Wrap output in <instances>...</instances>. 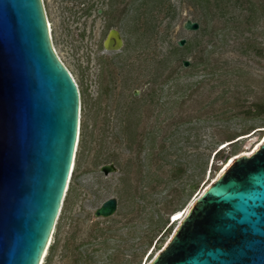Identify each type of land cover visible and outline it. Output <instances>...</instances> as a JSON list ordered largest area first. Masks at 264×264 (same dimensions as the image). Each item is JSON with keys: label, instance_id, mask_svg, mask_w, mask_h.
Segmentation results:
<instances>
[{"label": "rangeland", "instance_id": "1", "mask_svg": "<svg viewBox=\"0 0 264 264\" xmlns=\"http://www.w3.org/2000/svg\"><path fill=\"white\" fill-rule=\"evenodd\" d=\"M202 15L195 0H127L124 61H116L111 74L98 73L93 60L88 61L86 39L80 47L78 40L56 29L54 47L82 94L84 126L75 152L78 167L66 195L59 243L50 264H73L67 241H107L95 244L98 250L78 264L147 263L173 231L172 213L186 207L216 178L225 155L233 149L220 140L222 131L261 125L240 137L236 153L249 150L264 137V119H220L223 112L236 108L238 99L246 104L264 98V21L258 37L260 55L254 50L246 55L231 38L226 43L217 38L213 55L231 68H241V75H232L230 82L206 76L199 83L203 79L200 64L196 74L180 77L175 86H162L158 103L149 98L153 85L158 97L160 81L182 67L183 59L193 63L207 55L205 37L199 31ZM187 18L197 21L199 28L184 29ZM181 38L185 43L179 46ZM162 57L167 60L161 62ZM173 119L189 121L174 129ZM137 156L142 158L141 171ZM111 162L115 172L100 171L101 165ZM176 167H180L178 174L173 172ZM109 197L117 199L114 213L95 216L94 210ZM100 228L102 232L96 230Z\"/></svg>", "mask_w": 264, "mask_h": 264}, {"label": "water", "instance_id": "2", "mask_svg": "<svg viewBox=\"0 0 264 264\" xmlns=\"http://www.w3.org/2000/svg\"><path fill=\"white\" fill-rule=\"evenodd\" d=\"M182 27L199 23L187 18ZM79 126L78 85L52 46L42 0H0V264L43 262ZM258 142L233 154L146 264H264V138ZM116 207L109 197L94 215Z\"/></svg>", "mask_w": 264, "mask_h": 264}, {"label": "trees", "instance_id": "3", "mask_svg": "<svg viewBox=\"0 0 264 264\" xmlns=\"http://www.w3.org/2000/svg\"><path fill=\"white\" fill-rule=\"evenodd\" d=\"M195 2L200 6L203 11L201 26L199 31L202 36L205 37V45H203V50L206 51V56H201L199 60L196 62L189 63L187 67L176 68L173 71L167 73L164 78L160 81V85L158 87L159 93L158 97H155L156 94V87H152L149 92V98L157 103L159 102V98L162 96L161 87L164 85H168L169 87L172 85L178 84V79L182 76H192L196 74L195 69L199 67L201 64V70L199 72L201 76L202 83L207 76V80L212 78H217L218 81H231L230 77L232 75L239 76L242 74V69L239 67H229L227 63L220 61L218 57H215L213 53L216 51V44L217 38L219 36L220 40H223L224 43L228 42L231 38L234 47L241 50L242 53L249 55L250 50H254L257 54L260 55L262 43L259 41L258 38L261 36L262 31L261 22L264 21V0H195ZM218 19V21H215ZM258 48V49H257ZM172 53V52H171ZM170 57V56H169ZM168 57V58H169ZM167 57H162L161 62H165ZM160 62V63H161ZM182 63V61H181ZM241 69V70H239ZM223 79V80H222ZM225 91V89H223ZM80 99H82V94L79 89ZM155 98V99H154ZM160 105H162L160 103ZM236 106L235 109H228L226 112H223L220 119L224 121H229L232 119H239V120H251L255 121L257 119H264V98L260 99L257 98L255 100H251L245 104V101L238 99L234 104ZM224 111V110H222ZM81 113V111H80ZM184 121H189L188 119H173L170 123H174V129H177L181 123ZM168 125V123H167ZM83 121L80 115V126H79V136H82L83 130ZM261 126V125H260ZM260 126H253L250 125L248 127L242 128L239 132H227L222 131L220 136V140L224 141V146L226 143L232 144L233 149L225 155L223 159V163L229 159L233 154H236L234 148H236L240 137L245 134H249L250 132H255L257 127ZM163 140L167 137V135H163ZM80 143V137H79ZM222 146V147H224ZM221 149L214 151V156L220 152ZM76 153L74 159V165L71 171V175L69 178L68 186L66 189L65 196L63 198V203L61 206L60 213L58 215L55 228L53 231V238L50 241L47 252L44 256L43 262L41 264H50L53 259V255L59 243V231H60V218L62 215V210L66 201V195L68 190H70V184L72 179L75 176V170L78 167ZM137 163L139 166V170L142 169V158L137 156ZM226 163V162H225ZM224 163V164H225ZM223 164V165H224ZM222 168V167H221ZM180 171V167H176L174 170V174H178ZM194 186V187H193ZM195 185H191V188H195ZM166 223V222H165ZM171 223H169L168 227H170ZM102 232V228L96 229ZM105 232V230H104ZM95 238V234H92ZM74 235H72V238ZM107 241H82L80 244H75L74 241H67L66 248L73 256V264H78L80 260L88 261L92 253L98 250L99 247L94 246L97 243L105 244ZM151 241H149L150 243ZM86 244V245H85ZM91 245V247H89ZM160 249V248H159Z\"/></svg>", "mask_w": 264, "mask_h": 264}, {"label": "flooded vegetation", "instance_id": "4", "mask_svg": "<svg viewBox=\"0 0 264 264\" xmlns=\"http://www.w3.org/2000/svg\"><path fill=\"white\" fill-rule=\"evenodd\" d=\"M42 4L55 52V32L59 28L66 38L78 40L80 47L86 39L88 57H84L93 60L98 73L111 74L116 61L123 64L127 0H42Z\"/></svg>", "mask_w": 264, "mask_h": 264}, {"label": "bare ground", "instance_id": "5", "mask_svg": "<svg viewBox=\"0 0 264 264\" xmlns=\"http://www.w3.org/2000/svg\"><path fill=\"white\" fill-rule=\"evenodd\" d=\"M264 138V137H263ZM262 138V139H263ZM262 139L260 140V141H262ZM259 141V142H260ZM258 142V143H259ZM257 146V144L254 146V147H256ZM251 150L249 149V150H247V151H245V153H247V154H249V152H250ZM234 155H232L229 159H227L222 165V168H221V170L220 171H222V169H224V167L228 164V162L231 160V158L233 157ZM73 168V167H72ZM220 171H219V173H220ZM217 177V176H216ZM212 181H214V179L212 180ZM208 184H206L205 185V187L207 186ZM204 187V186H203ZM204 187V188H205ZM202 190V189H201ZM201 190L200 191H198L194 196H193V198H195L200 192H201ZM193 198L190 200V202L188 203V205L186 206V207H183V208H181V209H179V210H177V211H175V212H173L172 213V217L170 218V220L172 221V222H176L175 224H174V227L173 228H175L176 227V225H177V222L179 221V219H181L182 218V216H183V214H184V212H185V210L187 209V207L190 205V203L192 202V200H193ZM168 240V239H167ZM50 241H51V239L49 240V242H48V244L50 243ZM44 255H45V253H44ZM42 263V261L40 262V264ZM144 264H146V262L144 263Z\"/></svg>", "mask_w": 264, "mask_h": 264}]
</instances>
